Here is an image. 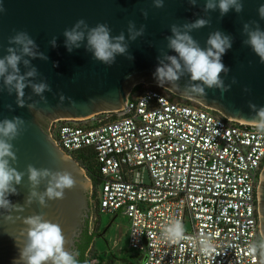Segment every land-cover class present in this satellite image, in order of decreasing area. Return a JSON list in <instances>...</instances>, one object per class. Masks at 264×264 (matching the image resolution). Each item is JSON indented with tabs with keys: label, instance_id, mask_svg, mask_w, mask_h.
I'll list each match as a JSON object with an SVG mask.
<instances>
[{
	"label": "water",
	"instance_id": "obj_1",
	"mask_svg": "<svg viewBox=\"0 0 264 264\" xmlns=\"http://www.w3.org/2000/svg\"><path fill=\"white\" fill-rule=\"evenodd\" d=\"M3 3L6 11L0 13V58L7 56V49L13 47L22 56L18 65L20 75L26 76L32 68L37 70V75L25 81L23 107L17 104L15 90L10 94L0 79V121L14 117L26 121V130L12 141L16 160L11 162L12 167L25 175L15 185L19 194L9 197L13 205L23 206V211L0 209V264H12L19 256V248L26 243L23 218L36 214L45 215L60 225L66 249L75 252L92 210V181L80 163L54 142L48 127L60 118L86 119L123 108L130 96L129 90L139 80L157 84L154 73L161 62L170 63L168 56H178L168 47L173 26L185 31L184 25L205 19L209 22L206 26L189 33L199 46L206 49L210 35L219 31L231 38L232 47L222 57L229 69L221 74L227 91L221 93L220 89L205 87L203 95H187L191 85L200 83L191 81L187 72L176 82V91H170L214 108L230 119L258 124L256 112L264 107V63L245 43L248 35L244 26L249 25V31L264 30V19L258 12L264 0H242V12L232 9L223 16L218 7L206 10L207 0H195V4L190 0H164L162 8L155 7L154 0H3ZM143 11L148 12L147 18ZM81 19L90 28L107 24L112 37L123 34L127 53L117 55L110 67L93 58L86 50V40L70 53L65 47L64 31ZM130 21L135 23L136 31L144 27L143 35L134 41L128 31ZM20 31L30 34L38 46L36 51L47 59L24 56L19 46L9 44V38ZM53 38L56 47L51 44ZM24 60L30 62L28 66ZM39 83H47L51 89L43 93V98L31 86ZM165 87L169 89V85ZM30 164L52 172L66 170L74 177L75 186L65 191L63 199L47 201V207L41 206L38 200L27 205L33 191L26 174ZM46 189L44 180L35 191L42 194ZM258 199L264 238V169ZM9 215L14 222L5 220Z\"/></svg>",
	"mask_w": 264,
	"mask_h": 264
},
{
	"label": "built area",
	"instance_id": "obj_2",
	"mask_svg": "<svg viewBox=\"0 0 264 264\" xmlns=\"http://www.w3.org/2000/svg\"><path fill=\"white\" fill-rule=\"evenodd\" d=\"M48 133L74 159L84 151L95 160L92 210L96 218H128L127 249L136 264H264L252 247L264 241L258 124L147 89L119 110L57 119ZM172 221L183 224L186 239L165 244L161 233ZM204 238L214 245L206 255Z\"/></svg>",
	"mask_w": 264,
	"mask_h": 264
},
{
	"label": "clouds",
	"instance_id": "obj_3",
	"mask_svg": "<svg viewBox=\"0 0 264 264\" xmlns=\"http://www.w3.org/2000/svg\"><path fill=\"white\" fill-rule=\"evenodd\" d=\"M190 2L195 4V0H190ZM154 6L162 8L164 0H154ZM217 7L221 16L226 15L232 9L237 13L243 11L242 0H218V2L217 0H207L206 10H215ZM5 11L3 0H0V13ZM258 12L260 18L264 19V5L259 7ZM143 15L147 18L148 12L143 11ZM208 23L205 19H199L192 24L184 25L185 31H181L176 26L172 27L173 36L168 38V47L178 56H168L167 60L170 63L161 62V66L156 69L154 78L159 87H164L167 84L169 90L176 91V82L187 72L190 74L191 81L200 82L191 85L187 90V95H203L205 87L220 89L221 93L228 90L221 74L229 71L222 62V57L232 47L231 38L217 31L210 35L207 41L208 47L202 49L189 34L192 30L202 28ZM244 27L248 35L245 43L260 58L261 63H264V30L257 28L249 31L247 24ZM128 31L130 38L134 41L138 36L143 35L144 27L142 26L139 31H136L135 23L130 21ZM64 36L66 37L65 47L70 53L74 49H79L86 40V50L92 53L95 60L109 67L115 63L117 55H124L128 50V45L124 42L125 36L121 34L112 37L111 29L107 24H98L96 27L90 28L86 21L81 19L71 29H66ZM9 44L19 46L24 56L33 58L39 56L41 59H47L43 53L36 51L38 46L26 31L16 32L14 36L9 38ZM51 44L53 47L57 46L55 38L52 39ZM7 51L9 54L0 58V79L3 80L10 94L15 90L17 104L23 107L24 89L27 87L25 81L29 77H35L37 70L32 68L26 76L20 75L18 65L22 56L17 54V50L13 47H9ZM128 58L133 59L134 57L129 56ZM23 63L28 66L30 62L24 60ZM31 86L34 93L42 98L45 91L51 90L47 83L32 84ZM29 107H34V105ZM252 107L255 108L254 105ZM255 119L259 127L264 129V107L259 108ZM25 130L26 121L21 117L0 121V209L2 210L23 211V206L13 205L9 197L19 194L15 185H19L25 175V173L18 172L16 168L11 166V162L16 160L12 141L16 140ZM26 174L33 188L26 201L27 205L38 200L41 206L47 207V201L63 199L65 191L71 190L75 186L74 177L66 170L52 172L46 168L37 169L30 164ZM44 180L47 181V189L41 194L35 189ZM5 220L14 222L11 215L5 217ZM23 224L26 226V243L19 248V256L13 260L12 264H78V253L69 251L65 247L66 238L60 225L40 214L23 218ZM161 239L165 244H177L185 240L183 224L179 221L170 222L163 228ZM199 246L201 253L205 255L214 248L209 238L201 239ZM252 247L253 251L259 250L261 256H264V241Z\"/></svg>",
	"mask_w": 264,
	"mask_h": 264
},
{
	"label": "rangeland",
	"instance_id": "obj_4",
	"mask_svg": "<svg viewBox=\"0 0 264 264\" xmlns=\"http://www.w3.org/2000/svg\"><path fill=\"white\" fill-rule=\"evenodd\" d=\"M137 86H140L141 88L140 89L136 88ZM134 89L137 92H142L147 89H160L164 93H166L169 97H173V95H176V97H174L176 102L189 103V104H193L197 106H206L193 99L184 97L179 94H174L172 91H170L165 86L159 87L155 83H148L143 80H139L133 84V86L129 90V95H131ZM96 214L97 213L93 214L91 217L90 228L92 230H95L98 228L100 232H102L105 228V231L102 233L101 236L97 237L94 241L93 248L91 252L89 253V256L91 259L89 264H107V262L111 259V256H114V257L117 256L116 264H128L126 260H122L120 258V257H125L129 259L131 256L130 251L127 249L128 227H129L128 218L124 217L123 215H119L118 217L114 219L112 215L105 214L101 216V223L99 224L97 223ZM112 219L114 220L109 229V225H110L109 223L112 221ZM133 261L136 262V260L134 259Z\"/></svg>",
	"mask_w": 264,
	"mask_h": 264
},
{
	"label": "trees",
	"instance_id": "obj_5",
	"mask_svg": "<svg viewBox=\"0 0 264 264\" xmlns=\"http://www.w3.org/2000/svg\"><path fill=\"white\" fill-rule=\"evenodd\" d=\"M136 88H141L140 86H137ZM134 93H137V91L134 89L130 95L133 96ZM174 97H176V95H173V97H170L171 100L176 101L174 99ZM76 160L80 163V165L85 169L86 174L88 175V177L91 179L92 184L93 185H97L98 181H99V169H98V165L95 162L94 159L90 158L89 156H87L85 154L84 151H80L79 155L76 156ZM90 204H91V208L93 207V204L91 203L90 200ZM96 211L91 210L90 212V216L95 214ZM97 223H101V216L98 215L97 217ZM113 221H111L109 224L110 226L112 225ZM105 231V228L102 232H100L97 229L92 230L90 228V223H87V226L84 229V232L82 233L81 237H80V241L77 242L78 245V255L79 257L78 259V264H89L90 263V256L89 253L91 252L93 245H94V241L97 237L101 236L102 233ZM119 258V257H118ZM122 260H126L128 262V264L133 263L135 264V262L133 261V257L131 256L129 259L125 258V257H120ZM116 260H117V256H111V259L107 262V264H116Z\"/></svg>",
	"mask_w": 264,
	"mask_h": 264
},
{
	"label": "flooded vegetation",
	"instance_id": "obj_6",
	"mask_svg": "<svg viewBox=\"0 0 264 264\" xmlns=\"http://www.w3.org/2000/svg\"><path fill=\"white\" fill-rule=\"evenodd\" d=\"M91 217H92V215H91V216L89 215V217L87 218V220H86V224H85V227L87 226V223H88V222L90 223ZM85 227H84V229H85ZM109 229H110V225H109ZM83 232H84V230H83ZM83 232H82V233H83ZM107 232H108V230H107ZM81 235H82V234H81ZM80 237H81V236H80ZM78 241H80V238H79ZM78 241H77V242H78ZM77 242H76V247H75V252H76V253H78V252H77V251H78V245H77ZM78 257H79V255L77 256V258H78Z\"/></svg>",
	"mask_w": 264,
	"mask_h": 264
}]
</instances>
